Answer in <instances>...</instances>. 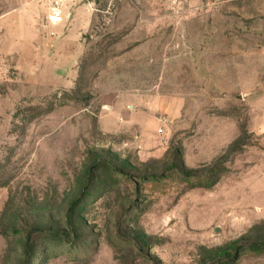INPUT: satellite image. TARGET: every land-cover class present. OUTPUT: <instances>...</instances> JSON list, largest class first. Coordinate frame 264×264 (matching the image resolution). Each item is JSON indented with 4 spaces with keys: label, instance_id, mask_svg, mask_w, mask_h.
<instances>
[{
    "label": "rangeland",
    "instance_id": "obj_1",
    "mask_svg": "<svg viewBox=\"0 0 264 264\" xmlns=\"http://www.w3.org/2000/svg\"><path fill=\"white\" fill-rule=\"evenodd\" d=\"M51 1L0 0V264H264V0Z\"/></svg>",
    "mask_w": 264,
    "mask_h": 264
},
{
    "label": "trees",
    "instance_id": "obj_2",
    "mask_svg": "<svg viewBox=\"0 0 264 264\" xmlns=\"http://www.w3.org/2000/svg\"><path fill=\"white\" fill-rule=\"evenodd\" d=\"M98 168L101 171H104V173L106 172H114V173H122L121 170L119 168H116L108 163H101L100 166H98ZM188 174V173H187ZM86 175H87V181L85 182V184H87L88 181H90V176H91V170L90 168L86 171ZM151 178H155V177H151ZM72 204H70V208L71 209ZM70 211V210H69ZM67 216L70 217V214L67 213ZM68 220L70 221V218H68ZM71 222V221H70ZM28 238H26L24 240V247H23V253L26 255H29L31 253V250H29L28 248Z\"/></svg>",
    "mask_w": 264,
    "mask_h": 264
},
{
    "label": "built area",
    "instance_id": "obj_3",
    "mask_svg": "<svg viewBox=\"0 0 264 264\" xmlns=\"http://www.w3.org/2000/svg\"><path fill=\"white\" fill-rule=\"evenodd\" d=\"M51 18L58 19L61 16V2L52 0L50 4Z\"/></svg>",
    "mask_w": 264,
    "mask_h": 264
},
{
    "label": "crops",
    "instance_id": "obj_4",
    "mask_svg": "<svg viewBox=\"0 0 264 264\" xmlns=\"http://www.w3.org/2000/svg\"><path fill=\"white\" fill-rule=\"evenodd\" d=\"M78 8V7H77ZM77 8H76V10H77ZM75 12H77V11H75ZM87 12V11H86ZM76 15V18H78V15L77 14H75ZM74 15V16H75ZM88 17H89V13L87 12V15H86V17H85V19L84 20H82V19H77L78 21H80V23H81V25L84 23V21H86L87 19H88Z\"/></svg>",
    "mask_w": 264,
    "mask_h": 264
}]
</instances>
